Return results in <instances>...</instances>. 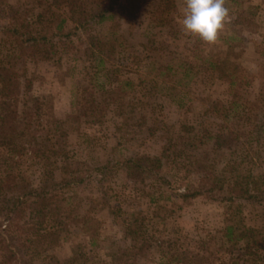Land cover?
Wrapping results in <instances>:
<instances>
[{
	"label": "trees",
	"instance_id": "1",
	"mask_svg": "<svg viewBox=\"0 0 264 264\" xmlns=\"http://www.w3.org/2000/svg\"><path fill=\"white\" fill-rule=\"evenodd\" d=\"M159 2V16L152 20L151 27L169 26V15L177 9L175 0ZM36 3L43 4L41 0ZM47 6L55 7L56 13L47 16L29 8L20 12L9 0H0V264H83L87 260V246L82 244L73 247L71 256L63 260L49 251L69 238L71 227L86 237L89 246H96L101 235L97 212L107 210L115 218L120 208L108 191L84 199L73 192L85 177L68 161L65 139L70 123H79L83 116L102 120L110 105L125 120L127 108L133 112L150 105L146 97L153 91L164 93L178 108H184L188 96L184 89L199 74L223 80L229 87V102L225 105L216 100L208 108V113L225 122L224 125L211 121L217 127L215 130L206 128L204 122L168 125L167 140L158 156L127 157L103 164L94 171L104 178L108 171L120 169L129 179L139 183L150 180L169 185L172 180L167 176V167L172 168L175 179L185 184V192L180 194L183 200L206 195L228 206L233 205L229 220L237 214L238 200L264 202V171L258 173L249 166L253 158L248 148L253 142L259 143L264 134L263 123L260 127L253 123L264 117V59L257 95L243 100L240 88L247 84V79L238 61L242 50L237 48L242 43V36L236 26L242 21L250 22L257 5L250 3L242 7L241 0H225L229 14L217 40L208 43L189 34L191 42L183 56L179 55L177 61L168 64L128 52L122 33L117 31L118 22L116 26H110L119 11L123 19L132 17L130 4L121 3V0H52ZM95 26H99L95 41L82 48L84 75L83 82L72 91L71 107L74 110L60 120L53 113L52 98L33 92L34 75L29 72V63L55 61L60 59V53L79 51L82 34ZM171 31L173 35H179ZM149 33L148 40L153 43L156 34ZM118 53L119 65L124 68L129 65L125 64L128 57L135 61V68L127 72L136 75L137 80L121 76V67L114 68L115 78L111 80L110 71L114 66L110 57ZM259 54L264 58L263 50ZM135 89L141 90V95L126 103ZM76 107L83 111L77 114ZM235 125L243 128L245 132L241 131L240 137L245 134L247 139L240 146V154L218 167L208 155L213 148L233 138L232 127ZM247 126L250 129L245 128ZM187 138L189 151L184 145H177ZM210 142L212 147L206 149ZM198 149H202L201 153L194 154ZM32 168L40 170L41 178L36 185L30 182ZM192 173L197 174L196 181L189 180ZM120 223L125 244L107 255L111 262L102 260L97 261L98 264H138L133 258L136 255L142 257L145 249L150 247L145 240L146 230L136 228L134 223L124 219ZM243 239L248 244L247 236L236 232L233 224H226L221 233L222 244H235ZM197 242L202 246V253L191 252L187 242L186 247H177L168 261L161 254L160 261L163 264H195L201 259L205 264H226L221 258L224 252H208L203 248V241ZM158 243L163 248L164 241ZM255 243L257 249L263 248L259 242ZM91 264H95L94 261Z\"/></svg>",
	"mask_w": 264,
	"mask_h": 264
},
{
	"label": "rangeland",
	"instance_id": "2",
	"mask_svg": "<svg viewBox=\"0 0 264 264\" xmlns=\"http://www.w3.org/2000/svg\"><path fill=\"white\" fill-rule=\"evenodd\" d=\"M41 1L42 5H38L36 0H9L13 8L20 12L29 8L33 12H44L47 16H51L52 12L56 13L55 7L47 6L52 0ZM121 3L132 5V17L123 19L119 11V15H116L115 21L110 26H116L118 22L117 31L122 33L128 52L163 64L173 63L177 61L179 55L183 56L191 42L189 41L191 36L185 31L182 32L184 34L180 31L183 30L181 21L185 0H175L177 9L169 15L170 29L169 26L151 27L152 20L155 21L159 16V0H121ZM241 3L242 7H247L250 3L257 5L250 22L242 21L236 25L239 28V35L242 36V43L237 48L242 50L238 61L247 79V84L242 85L240 91L241 98L246 100L255 97L260 88L259 71L264 59L259 54V51H264V47L262 48L264 45V0H241ZM232 7L234 8L233 3ZM98 30L99 26H95L89 32L82 34L83 43L80 44L81 46L78 45L81 49L77 52L60 53V59L55 61L29 63V72L34 75L33 92L48 94L52 98L53 113L60 120L65 119L74 110L71 107L72 91L83 82L84 75L82 48L92 40L95 41ZM171 30L179 35H173ZM149 31L156 34L153 43L148 40V36L151 35ZM142 44H146V47H142ZM110 59L114 66L110 71L111 80L115 78L114 68L120 69V67L123 69L119 72L121 76H130L137 80L136 75L127 72L135 68L133 65L135 61H132L130 57L125 60V64H129L128 69L126 66L124 68L119 65L121 64L119 53L111 56ZM142 65L144 66L145 63ZM184 90L188 94L184 108H178L164 93L153 91L146 97L150 105L146 104L133 112L127 108L128 111L124 114L125 120L118 115L117 109L110 105L104 112L102 120L83 116L79 123H70L65 139L68 161L79 174L85 177L81 184L73 188V192L84 199L86 196H98L101 191H108L112 194L113 202L118 204L120 211L115 214V218L108 214L107 210L97 212L101 235L97 239L96 246H89L86 237L77 228L71 227L69 238L53 246L49 251L51 254L63 260L71 256L73 247L82 244L87 246V260L83 264H91L92 261L98 264L97 261L102 260L111 262L107 255L125 244L120 230L122 227L120 222L124 219L134 223L136 228L146 230L145 240L150 247L145 249L142 257L136 255L133 258V261L138 264H163L160 261L161 254L168 261L173 251L177 247H186L187 242L191 252L202 253L200 249L202 246L197 241H203V248H206L208 252H214V250L224 252L221 258L226 264H264V202L238 200L240 207L236 208L237 214L232 215L234 218L229 220L228 215L233 205L228 206L206 195L183 200L180 194L185 192V184L175 179L172 168L167 167L169 172L167 176L172 180L169 185L150 180L139 183L129 179L120 169L108 171L104 178L94 171V168L103 164L120 161L127 157L158 156L167 140L168 125L204 122L206 128L215 130L217 127H214L211 121L215 122L214 124H225L210 112L208 113V108L216 100L224 102L225 105L229 102L231 95L225 81L199 74ZM141 93V90L135 89L126 103L135 101ZM75 110L77 114L83 111L81 107H76ZM253 123L257 127L263 123L264 127V117L256 119ZM240 124L242 123H238ZM237 126L232 127L234 128L233 138L228 143L222 142L223 145L213 148L208 155L211 162L218 167L230 158L233 160L234 156L242 151L240 146L247 138L245 134L240 137V132L244 130ZM245 128L250 129L248 126ZM252 132L255 133L254 130ZM188 141V138L183 139V144L177 143V145L179 147L184 145L185 150L189 151L191 148ZM248 146L253 158L249 166L258 173L264 171V134H261L259 143L253 142L252 146ZM210 147L212 142L205 148L210 149ZM200 150L192 151L197 155L201 153ZM39 171L38 168H32L29 171L31 184L39 183L41 178ZM197 177L196 173H192L189 180L196 181ZM226 224H233L236 232L244 233L248 238V244L244 239L235 244L233 242L222 244L221 233ZM161 240L164 241L163 248L158 243ZM255 241L263 245V248L257 249ZM167 245L172 249L169 250ZM197 260L195 264H205L201 259Z\"/></svg>",
	"mask_w": 264,
	"mask_h": 264
},
{
	"label": "clouds",
	"instance_id": "3",
	"mask_svg": "<svg viewBox=\"0 0 264 264\" xmlns=\"http://www.w3.org/2000/svg\"><path fill=\"white\" fill-rule=\"evenodd\" d=\"M229 14L225 0H185L182 27L186 34L214 43Z\"/></svg>",
	"mask_w": 264,
	"mask_h": 264
}]
</instances>
